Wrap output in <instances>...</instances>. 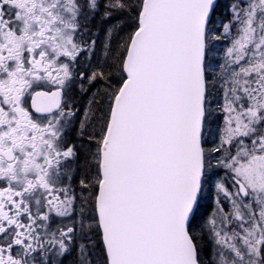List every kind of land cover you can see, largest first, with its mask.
Instances as JSON below:
<instances>
[{
  "label": "snow or ice",
  "instance_id": "1",
  "mask_svg": "<svg viewBox=\"0 0 264 264\" xmlns=\"http://www.w3.org/2000/svg\"><path fill=\"white\" fill-rule=\"evenodd\" d=\"M165 27L178 40L169 76L183 132L164 264H264V0H0V82L28 89L51 149L39 161L57 177L36 186L34 224L27 210L21 224L0 216V264H120L109 172ZM8 33L35 47L20 39L12 58ZM5 189L0 177V201L24 204L26 189Z\"/></svg>",
  "mask_w": 264,
  "mask_h": 264
},
{
  "label": "water",
  "instance_id": "2",
  "mask_svg": "<svg viewBox=\"0 0 264 264\" xmlns=\"http://www.w3.org/2000/svg\"><path fill=\"white\" fill-rule=\"evenodd\" d=\"M178 40L162 30L146 54L109 172L108 209L120 264H164L174 205L172 176L182 137L169 65Z\"/></svg>",
  "mask_w": 264,
  "mask_h": 264
},
{
  "label": "flooded vegetation",
  "instance_id": "3",
  "mask_svg": "<svg viewBox=\"0 0 264 264\" xmlns=\"http://www.w3.org/2000/svg\"><path fill=\"white\" fill-rule=\"evenodd\" d=\"M9 2L14 3L15 0H9ZM36 3L38 4L39 0H36ZM37 12L39 13V8H37ZM30 35L39 41L40 36L34 24ZM20 39H24L29 47H35L29 39V33H26L23 38L17 37L15 33H8L6 43L12 45L11 56L17 60L22 59L21 54L24 51L23 48L16 49L15 47ZM19 88L20 86L14 84L11 78L0 82V93L6 97L9 103L7 111L0 107V177H3L10 186V189L4 190L6 196L15 197L17 189H26V191L22 192L23 205H20L19 201L13 202L9 199L0 201V216L21 224V217L27 210L32 214L34 224L38 215L37 208L43 207V200H40L39 204L35 202L36 186L49 181L56 182L57 177L54 174L47 175L48 170L44 169L43 163L39 161V157L51 152V149L44 146L46 129L40 127V124L43 123L42 120L33 119L27 111L28 89L25 87L21 91L18 90ZM31 103L41 111L46 110L49 106L47 101L39 95ZM38 175L42 179L35 178ZM8 204H11L15 211L6 210L3 207Z\"/></svg>",
  "mask_w": 264,
  "mask_h": 264
}]
</instances>
